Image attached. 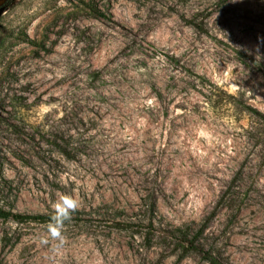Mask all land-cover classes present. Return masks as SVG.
Wrapping results in <instances>:
<instances>
[{"label": "rangeland", "instance_id": "374dc122", "mask_svg": "<svg viewBox=\"0 0 264 264\" xmlns=\"http://www.w3.org/2000/svg\"><path fill=\"white\" fill-rule=\"evenodd\" d=\"M0 10V264H264V0Z\"/></svg>", "mask_w": 264, "mask_h": 264}, {"label": "clouds", "instance_id": "9594fccd", "mask_svg": "<svg viewBox=\"0 0 264 264\" xmlns=\"http://www.w3.org/2000/svg\"><path fill=\"white\" fill-rule=\"evenodd\" d=\"M80 206V202L70 195L64 194L53 205V213L50 216L49 223L46 226V235L39 237L41 245H49L52 241V251L57 252L61 249L66 238L64 236V227L67 221L71 219L72 213Z\"/></svg>", "mask_w": 264, "mask_h": 264}, {"label": "trees", "instance_id": "16d2710c", "mask_svg": "<svg viewBox=\"0 0 264 264\" xmlns=\"http://www.w3.org/2000/svg\"><path fill=\"white\" fill-rule=\"evenodd\" d=\"M9 218H15V219H24V220H31V221H46L50 220V216H45V215H22V214H15L12 211L6 210L4 208L0 207V220L1 219H9ZM201 231H197V233L192 237V240H186V242L189 243L190 247L194 250L198 249V246L196 245L197 240L199 239V236L201 235ZM214 264H222L216 260H213Z\"/></svg>", "mask_w": 264, "mask_h": 264}, {"label": "water", "instance_id": "95a60500", "mask_svg": "<svg viewBox=\"0 0 264 264\" xmlns=\"http://www.w3.org/2000/svg\"><path fill=\"white\" fill-rule=\"evenodd\" d=\"M2 12V10H0V13Z\"/></svg>", "mask_w": 264, "mask_h": 264}]
</instances>
